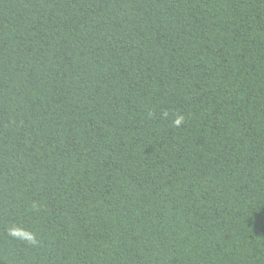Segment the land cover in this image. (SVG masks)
Returning <instances> with one entry per match:
<instances>
[{"label": "trees", "instance_id": "obj_1", "mask_svg": "<svg viewBox=\"0 0 264 264\" xmlns=\"http://www.w3.org/2000/svg\"><path fill=\"white\" fill-rule=\"evenodd\" d=\"M0 264H264V0H0Z\"/></svg>", "mask_w": 264, "mask_h": 264}, {"label": "clouds", "instance_id": "obj_2", "mask_svg": "<svg viewBox=\"0 0 264 264\" xmlns=\"http://www.w3.org/2000/svg\"><path fill=\"white\" fill-rule=\"evenodd\" d=\"M180 122H181L180 119H178V120L176 121L177 124H179ZM30 239L32 240L33 243L35 242V237H34V236H32Z\"/></svg>", "mask_w": 264, "mask_h": 264}]
</instances>
